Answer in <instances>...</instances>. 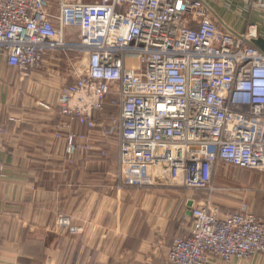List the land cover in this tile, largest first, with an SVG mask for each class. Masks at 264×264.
I'll return each mask as SVG.
<instances>
[{"label": "built area", "instance_id": "1", "mask_svg": "<svg viewBox=\"0 0 264 264\" xmlns=\"http://www.w3.org/2000/svg\"><path fill=\"white\" fill-rule=\"evenodd\" d=\"M257 39L254 25L243 34L220 29L202 0H0L7 65L27 78L52 53L69 80L55 105L39 103L64 120L66 156L88 153L99 128L117 146V191L208 194L192 200L189 231L173 240L166 264L264 257V217L245 200L222 213L209 195L219 164L264 174ZM107 106L115 111L111 122H96ZM3 134L0 127V142ZM56 224L79 231L65 216Z\"/></svg>", "mask_w": 264, "mask_h": 264}, {"label": "crops", "instance_id": "2", "mask_svg": "<svg viewBox=\"0 0 264 264\" xmlns=\"http://www.w3.org/2000/svg\"><path fill=\"white\" fill-rule=\"evenodd\" d=\"M202 1L220 29L243 34L254 25L264 41V0ZM69 89L55 54L27 78L0 55V264H166L173 240L189 231L185 205L208 196L191 198L172 189L117 191V146L99 128L91 131L88 153L66 156L65 131L59 128L64 120L39 103L55 105ZM112 116L106 107L96 122L109 124ZM247 182L261 184L263 192H248L247 199L255 215L264 217V177L250 174ZM58 216L67 217L78 233L58 227ZM211 264H264V257Z\"/></svg>", "mask_w": 264, "mask_h": 264}, {"label": "rangeland", "instance_id": "3", "mask_svg": "<svg viewBox=\"0 0 264 264\" xmlns=\"http://www.w3.org/2000/svg\"><path fill=\"white\" fill-rule=\"evenodd\" d=\"M71 2L72 0H67ZM51 3L55 4L58 0H50ZM84 3H90L92 0H83ZM109 107V106H107ZM111 108V107H110ZM113 110V109H112ZM115 111L113 110V113ZM216 173L213 177L212 186L214 191L209 195L212 197L214 203L220 207L222 213H226L233 209L240 207V203L245 200L250 208L251 204L248 203L247 193H261L263 192L261 184L254 183L250 185L247 182L250 174L263 178V175L257 174L255 172H250L246 170H239L234 168H216ZM262 180V179H261ZM184 191V192H183ZM183 194H187L191 198H196L201 195H208L203 192H195L189 190H182ZM181 193V192H180ZM253 208H251L252 210ZM253 212V210H252ZM254 213V212H253ZM255 214V213H254Z\"/></svg>", "mask_w": 264, "mask_h": 264}, {"label": "water", "instance_id": "4", "mask_svg": "<svg viewBox=\"0 0 264 264\" xmlns=\"http://www.w3.org/2000/svg\"><path fill=\"white\" fill-rule=\"evenodd\" d=\"M263 40H261V39H258V40H255V41H253V44L256 46V47H258L261 51H263L264 52V44H263ZM156 178V177H155ZM157 180H159L160 182H162V183H165V179H158V178H156ZM192 206H193V201L192 200H190L186 205H185V213H184V215L186 216V217H191V208H192Z\"/></svg>", "mask_w": 264, "mask_h": 264}]
</instances>
